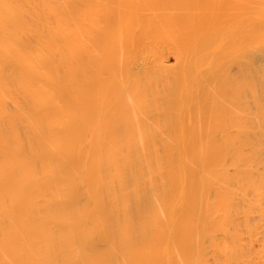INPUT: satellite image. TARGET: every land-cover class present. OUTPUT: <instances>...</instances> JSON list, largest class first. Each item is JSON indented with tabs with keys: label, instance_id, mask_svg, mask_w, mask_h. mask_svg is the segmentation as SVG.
I'll return each mask as SVG.
<instances>
[{
	"label": "bare ground",
	"instance_id": "6f19581e",
	"mask_svg": "<svg viewBox=\"0 0 264 264\" xmlns=\"http://www.w3.org/2000/svg\"><path fill=\"white\" fill-rule=\"evenodd\" d=\"M243 1L0 0V264H264Z\"/></svg>",
	"mask_w": 264,
	"mask_h": 264
},
{
	"label": "rangeland",
	"instance_id": "374dc122",
	"mask_svg": "<svg viewBox=\"0 0 264 264\" xmlns=\"http://www.w3.org/2000/svg\"><path fill=\"white\" fill-rule=\"evenodd\" d=\"M234 1V2H233ZM235 1H237V0H232V2H231V4H234L235 3ZM239 1H241V0H239ZM243 1V0H242ZM257 1H259V0H257ZM262 2H264V0H261ZM244 2V1H243ZM232 13V12H231ZM231 13H230V16H231ZM250 14H255V13H250ZM246 16V14L243 16V15H241V13H237L236 12V14H234L231 18H233L232 19V22H234L235 20H237V19H239V18H242V17H245ZM262 23H264V22H262ZM261 42V44H259ZM260 42H256V41H254V42H252L251 44H252V46H250V49L248 50V48L246 49V53L248 52H250L249 53V55H248V53H247V55H245L242 59H239L240 61L242 60V61H244L245 60V62H241V64L243 65V66H239L238 65V63L237 62H240L238 59H236V60H234L233 61V63H231V65H230V67H229V73L232 71L233 73H235L236 71V74H235V77L237 76V75H239V72H241L242 71V67H245L246 68V72H247V70H248V72H249V75H253L254 74V72H255V70L257 69L258 70V72H256L257 74H259L260 73V75H264V70H262V71H260L261 69H263L264 68V53H261V51L263 52V48L262 47H264V36L263 37H261V39H260ZM257 43V44H256ZM263 44V45H262ZM258 45H261L260 47H258ZM255 46H257V47H255ZM255 47V48H254ZM252 48H254V49H258V51L256 52V50H252ZM260 52V53H259ZM252 53L254 54V55H252ZM166 55H167V53H166ZM170 56H171V54H169ZM169 55H167V56H169ZM169 56V62L172 60L173 62H174V58H171ZM251 56V57H250ZM263 57V58H262ZM250 58V59H249ZM262 58V59H261ZM249 59V62H247V60ZM263 60V61H262ZM171 61V62H172ZM170 62V63H171ZM262 62V63H261ZM170 63H168V64H170ZM248 63V64H247ZM240 64V65H241ZM250 64H251V66H253L254 65V67H251L250 66ZM263 64V65H262ZM260 65H262L261 67H260ZM247 66H249V68L247 67ZM255 66H257L258 68H256L255 69ZM232 67V68H231ZM235 67V68H234ZM237 68V70H235L234 71V69H236ZM253 68V69H252ZM250 69H252V71H249ZM253 70H254V72H253ZM256 70V71H257ZM245 71V70H244ZM243 71V72H244ZM231 72V73H232ZM243 72H242V74H243ZM251 72H253V74H251ZM231 73L229 74L230 75V79H232V76L234 75H231ZM241 74V73H240ZM248 74V73H247ZM256 74V75H257ZM244 75V74H243ZM243 75H241V76H243ZM255 75V74H254ZM240 75L238 76V78L239 79H241L242 77H241ZM244 76H247L246 75V73H245V75ZM243 76V77H244ZM234 78V77H233ZM237 78V79H238ZM238 79V80H239ZM218 131V132H217ZM216 132H215V139H216V141H220L221 140V138H222V136H221V134L223 133L221 130H217ZM220 134V135H219ZM223 135V134H222ZM218 136V137H217ZM218 139H220V140H218Z\"/></svg>",
	"mask_w": 264,
	"mask_h": 264
}]
</instances>
